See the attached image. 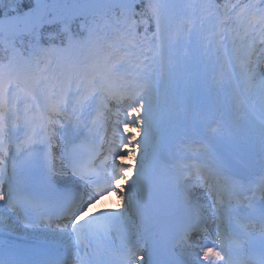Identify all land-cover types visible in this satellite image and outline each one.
<instances>
[{
    "label": "snow or ice",
    "instance_id": "1",
    "mask_svg": "<svg viewBox=\"0 0 264 264\" xmlns=\"http://www.w3.org/2000/svg\"><path fill=\"white\" fill-rule=\"evenodd\" d=\"M0 264H264V0H0Z\"/></svg>",
    "mask_w": 264,
    "mask_h": 264
},
{
    "label": "bare ground",
    "instance_id": "2",
    "mask_svg": "<svg viewBox=\"0 0 264 264\" xmlns=\"http://www.w3.org/2000/svg\"><path fill=\"white\" fill-rule=\"evenodd\" d=\"M199 104H200V97L199 95L197 94L196 90L193 89L188 98L186 99L185 101V106L188 108V109H197L199 108ZM39 230H37L38 232Z\"/></svg>",
    "mask_w": 264,
    "mask_h": 264
}]
</instances>
